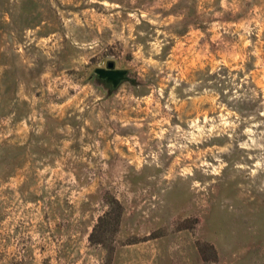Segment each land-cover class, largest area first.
<instances>
[{
  "label": "rangeland",
  "instance_id": "rangeland-1",
  "mask_svg": "<svg viewBox=\"0 0 264 264\" xmlns=\"http://www.w3.org/2000/svg\"><path fill=\"white\" fill-rule=\"evenodd\" d=\"M0 264H264V0H0Z\"/></svg>",
  "mask_w": 264,
  "mask_h": 264
},
{
  "label": "water",
  "instance_id": "water-1",
  "mask_svg": "<svg viewBox=\"0 0 264 264\" xmlns=\"http://www.w3.org/2000/svg\"><path fill=\"white\" fill-rule=\"evenodd\" d=\"M94 73L98 78L104 79L106 82L110 83L113 88L120 82L128 80L127 70L116 68L112 60H108L105 67L95 68Z\"/></svg>",
  "mask_w": 264,
  "mask_h": 264
},
{
  "label": "trees",
  "instance_id": "trees-1",
  "mask_svg": "<svg viewBox=\"0 0 264 264\" xmlns=\"http://www.w3.org/2000/svg\"><path fill=\"white\" fill-rule=\"evenodd\" d=\"M100 220H102V217L99 218V221H100ZM97 225H98V224H97ZM97 225H96V224L94 225L92 231L90 232V234H89V236H88L89 241H90V242H93V243H95V242H98V243L102 242V240H100V239H98V238L96 237V229H97Z\"/></svg>",
  "mask_w": 264,
  "mask_h": 264
}]
</instances>
